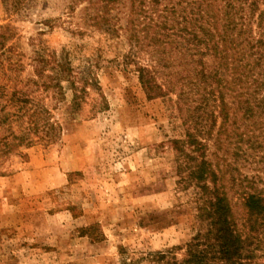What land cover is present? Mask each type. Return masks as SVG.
Segmentation results:
<instances>
[{"label":"rangeland","instance_id":"obj_1","mask_svg":"<svg viewBox=\"0 0 264 264\" xmlns=\"http://www.w3.org/2000/svg\"><path fill=\"white\" fill-rule=\"evenodd\" d=\"M68 4L0 0V93L24 92L27 107L43 105L57 125L51 140L32 135L30 145L0 154V264H159L153 257L159 251L165 260L181 262L186 244L205 228L197 219L198 189L181 184L176 174L174 144L185 141L193 126L200 128L201 111H192L198 102L177 104V89L148 97L136 72L148 64L147 55L126 62L123 33L84 22L85 2L67 16ZM260 11L264 25V2ZM124 20L120 15L118 24ZM62 52L78 91L84 89L78 105L69 87L59 97L55 89L43 90L34 75L37 53L46 59ZM44 75L52 74L47 69ZM6 104L0 97V111ZM2 117L0 112V140L17 131ZM236 133L222 135L220 145L205 141L208 160L218 169L231 164L235 179L264 178V166L255 162L264 148L247 149ZM196 138L206 140L198 133ZM225 184L240 226V187ZM257 185L264 189V180ZM248 264H264V250Z\"/></svg>","mask_w":264,"mask_h":264},{"label":"trees","instance_id":"obj_2","mask_svg":"<svg viewBox=\"0 0 264 264\" xmlns=\"http://www.w3.org/2000/svg\"><path fill=\"white\" fill-rule=\"evenodd\" d=\"M84 2V22L109 34L123 33L128 44L123 55L126 62L147 55L148 64L137 65L136 72L148 97L177 89V104L198 102L192 111H201L196 118L201 120L196 123L200 128L193 126L194 132L187 133L185 141L174 144L179 154L176 174L181 184L198 189L201 204L197 219L205 228L196 231L186 244L181 262L165 260L162 251L153 254L156 262L250 263L255 252L264 250V189L257 185L264 178L235 179L229 163L224 169L215 168L207 158L205 141L213 139L220 145L222 135L229 137L237 131L239 144L246 143L254 152L264 148V25L263 14L258 12L264 0H69L67 16ZM120 15L125 17L123 25L118 24ZM65 53L46 59L37 53L34 75L43 90L55 89L59 97L65 98L64 86L69 87L71 100L78 105V93L84 89L78 91V78ZM47 69L52 75H44ZM0 97L7 103L0 111L2 119L9 117L17 129L0 140L1 155L5 150L30 145L32 135L40 140L53 138L57 125L43 105L27 107L21 91L10 95L1 92ZM9 103L13 105L11 113L6 110ZM217 119L221 122L213 138ZM196 133L206 140H198ZM255 162L264 166V153ZM229 182L240 187L236 189L242 206L240 226L227 197L225 183Z\"/></svg>","mask_w":264,"mask_h":264}]
</instances>
